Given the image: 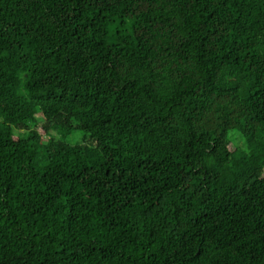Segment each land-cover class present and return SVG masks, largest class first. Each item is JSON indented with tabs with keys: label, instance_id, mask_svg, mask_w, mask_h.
<instances>
[{
	"label": "trees",
	"instance_id": "trees-1",
	"mask_svg": "<svg viewBox=\"0 0 264 264\" xmlns=\"http://www.w3.org/2000/svg\"><path fill=\"white\" fill-rule=\"evenodd\" d=\"M0 264H264V0H0Z\"/></svg>",
	"mask_w": 264,
	"mask_h": 264
},
{
	"label": "rangeland",
	"instance_id": "rangeland-1",
	"mask_svg": "<svg viewBox=\"0 0 264 264\" xmlns=\"http://www.w3.org/2000/svg\"><path fill=\"white\" fill-rule=\"evenodd\" d=\"M39 120L43 119L42 114H37L36 116ZM53 134H55L53 132ZM236 141L241 143V139L238 135H236ZM66 140L69 143L75 144V143H84V136L83 132L81 130L74 131L71 135L67 136Z\"/></svg>",
	"mask_w": 264,
	"mask_h": 264
}]
</instances>
